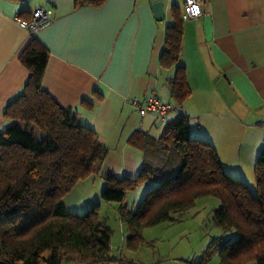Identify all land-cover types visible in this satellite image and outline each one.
<instances>
[{
	"label": "crops",
	"instance_id": "crops-1",
	"mask_svg": "<svg viewBox=\"0 0 264 264\" xmlns=\"http://www.w3.org/2000/svg\"><path fill=\"white\" fill-rule=\"evenodd\" d=\"M155 1L163 4L162 20L156 19ZM183 2L0 0V131L11 124L3 114L5 105L21 92L28 76L18 54L32 34L49 51L44 90L70 108L78 123L93 129L107 148L95 171L100 177L105 172L135 177L143 160L135 134L154 135L158 122L180 116L191 137L212 144L226 172L253 166L264 149V0H201L203 14L183 20L179 61L190 94L178 106L167 86L176 68L162 66L160 57L172 11L182 14ZM37 7L51 9L52 18L30 33L16 17L29 19ZM150 93L171 103L164 120L154 112L141 115L128 102L132 97L143 101ZM152 186L145 182L144 189ZM101 191L86 199L85 208L99 200ZM172 252L154 244L138 254L111 249L105 263L72 257L60 264H188V258Z\"/></svg>",
	"mask_w": 264,
	"mask_h": 264
},
{
	"label": "trees",
	"instance_id": "trees-1",
	"mask_svg": "<svg viewBox=\"0 0 264 264\" xmlns=\"http://www.w3.org/2000/svg\"><path fill=\"white\" fill-rule=\"evenodd\" d=\"M176 9L166 26L160 62L176 68L167 86L180 106L190 88L179 61L183 19ZM48 58V49L31 34L18 54L27 79L3 111L11 124L0 131V264H60L72 257L105 263L111 259L112 231L100 217L99 202L77 215L67 211L61 198L98 170L107 148L93 129L78 123L70 108L44 90ZM135 136L143 155L140 171L135 177L102 173L106 185L100 193L102 201L118 203V217L128 227V244H139L142 227L172 221L173 214L211 195L221 203L212 211L214 224L237 235L212 238L200 257L188 264H209L215 254L217 264H264V149L254 165L253 194L244 180L223 169L210 142L190 136L183 116L167 122L158 137L146 132ZM145 182L153 186L135 210L129 209L126 192Z\"/></svg>",
	"mask_w": 264,
	"mask_h": 264
},
{
	"label": "rangeland",
	"instance_id": "rangeland-1",
	"mask_svg": "<svg viewBox=\"0 0 264 264\" xmlns=\"http://www.w3.org/2000/svg\"><path fill=\"white\" fill-rule=\"evenodd\" d=\"M166 122H158L154 130V137H158ZM34 133L38 138L40 133L34 129ZM255 165V163H254ZM254 165L243 168L239 172H227L234 178H239L238 174L243 175L242 180L247 184L251 193H256V182L254 176ZM229 169V168H228ZM230 171V170H228ZM237 175V176H236ZM106 185L104 178L93 172L86 179H82L76 183L61 198L67 211L81 215L90 208L94 203L99 202V214L111 228L110 246L112 252H123L128 255L131 251L138 254V250L151 245L157 244L165 251L171 248L175 257L188 258L189 260H197L200 255L207 249L210 240L214 237L234 238L237 233L235 230L224 231L217 227L212 220V211L220 206V200L215 196H203L195 200L194 204L186 211L180 214H173L172 221H164L154 226L142 227L140 232L139 246L130 245L128 242V227L118 217L116 203L105 202L101 198L95 200L90 206L85 208L84 202L87 198L92 197L95 193H99ZM145 183H141L125 194V202L129 209L135 210L147 189H144ZM128 244V245H127ZM218 256L213 255L209 264H217Z\"/></svg>",
	"mask_w": 264,
	"mask_h": 264
},
{
	"label": "built area",
	"instance_id": "built-area-1",
	"mask_svg": "<svg viewBox=\"0 0 264 264\" xmlns=\"http://www.w3.org/2000/svg\"><path fill=\"white\" fill-rule=\"evenodd\" d=\"M202 14L201 0H184L182 13L183 20L196 19ZM51 18V9L37 7L32 11L29 19L16 17V20L20 26L28 29L30 33H34L41 27L48 24ZM128 102L136 108L141 115H144L147 112H154L161 120L165 119V116L172 108L169 101H162L156 93H150L143 101H140L137 97H132L128 100Z\"/></svg>",
	"mask_w": 264,
	"mask_h": 264
},
{
	"label": "water",
	"instance_id": "water-1",
	"mask_svg": "<svg viewBox=\"0 0 264 264\" xmlns=\"http://www.w3.org/2000/svg\"><path fill=\"white\" fill-rule=\"evenodd\" d=\"M156 19L158 20H162L164 17V8H163V4L161 1H155L152 4Z\"/></svg>",
	"mask_w": 264,
	"mask_h": 264
}]
</instances>
